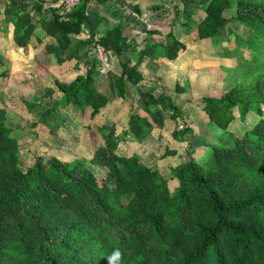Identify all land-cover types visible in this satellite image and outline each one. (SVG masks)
I'll use <instances>...</instances> for the list:
<instances>
[{"label": "trees", "instance_id": "trees-1", "mask_svg": "<svg viewBox=\"0 0 264 264\" xmlns=\"http://www.w3.org/2000/svg\"><path fill=\"white\" fill-rule=\"evenodd\" d=\"M87 1L70 13L51 6L52 18L42 25L57 44L47 45L48 52L66 51L72 59L93 41L90 28L87 40L71 39L82 31L81 24L88 26ZM182 3L187 9L186 0ZM203 8L204 15L192 26L196 37L219 41L224 33L221 56L238 62L233 87L220 97L201 98L208 122L227 137L218 136L203 160L187 150V159L169 169L176 182L170 189L156 166H147L137 154L118 152L121 137L114 123H101L97 129L103 141L89 159L106 171L99 182L79 159L35 155L24 168L6 110L0 109V264H107L105 257L113 248L121 249L122 264H264V0H206ZM226 10H232L230 15ZM4 16L14 25L15 43L25 46L33 32L29 14L11 1ZM143 31L140 44L129 43L121 25L98 38L115 55L140 48L134 65L123 61L120 74L112 76L119 97L124 81L137 84L142 79L137 68L144 56L174 60L185 50L172 30ZM95 64L93 59L73 79H56L59 96L45 87L33 102H25L33 113L39 111L30 125L45 124L53 132L62 126V108L89 110V118H95L109 102L95 85ZM153 91L149 88L142 100L149 117L130 113L123 134L130 132L136 140L147 136L153 127L149 119L158 123L157 109L150 107L160 108L175 123L182 116L170 96ZM44 98L53 101L49 107L42 106ZM234 109L240 120L248 113L257 117L240 137L227 130ZM192 132L183 124L171 135L183 142ZM171 153L166 149L160 157ZM122 197L127 198L121 204Z\"/></svg>", "mask_w": 264, "mask_h": 264}, {"label": "crops", "instance_id": "crops-1", "mask_svg": "<svg viewBox=\"0 0 264 264\" xmlns=\"http://www.w3.org/2000/svg\"><path fill=\"white\" fill-rule=\"evenodd\" d=\"M11 1L14 2L19 9L29 14L31 24L33 25L32 35L28 39L25 46H18L15 43L14 25L11 21H5L4 10ZM44 2L45 3L41 4L38 0H0V102H2V105L5 108H10V106L6 105L8 100L12 99V97L16 99L18 96L21 105L27 108L25 102H31L34 96H41L45 87L53 88L55 93L59 96L60 92L57 90L54 81L56 79L61 81L73 79L76 75L83 73L85 69L91 65L93 58H95L93 54V46L95 43L94 39L91 43H88L82 47L76 57L72 59L66 58V51L57 53L56 55L54 52H48L46 50L47 45L56 46L57 41L43 28L42 20L46 22L50 21L52 18L51 11L53 9L51 8L49 2ZM170 2L171 0H88L85 3V14L88 19L89 27L81 24L82 31L72 35L71 39L87 40L89 36L88 28L92 29L94 32V38H99L108 30L121 25L122 35L127 39V41H129V43H144L143 40L145 33L143 30H145V27L160 30V24L162 22L161 20L166 19V15L172 10L169 9ZM176 6L177 5L174 7L172 6L173 10L175 11V14H180L182 9L180 10V8ZM72 10L67 13L72 12ZM165 24H167V30H172L175 37L185 44V50L178 53V56L174 60H168L165 58L151 60L144 56L137 68V70L142 75V79L140 80L141 82L139 81L140 83H137V85L128 81H124V89L120 90L123 93V97H119L117 95L112 76H117L120 74L121 62L128 60L131 65H134L140 48H131L128 52L122 53L120 55H115L112 52H108L109 55H111L110 57L113 58V62L111 61L112 64L110 69L103 73L100 71V67L98 66V62L96 60L95 67L98 70V76L95 81V85L100 92L109 98V102L105 108L100 111V113L102 111H110L112 113V111H115L117 108H119V113H121L123 116L121 119L123 121L125 120L126 124L128 122V116L130 113H135L141 117H148L149 115L143 109V103L142 107H139V110L134 108V99H139V101L142 102L146 95V91L149 88H153L155 95L164 93L170 96L171 99L174 97L172 99L173 103L181 107L179 108L180 110L185 109V116H188L193 110L188 108L190 107L189 105H192L193 102L197 100H194L195 98L192 97L191 91L186 86L187 84L188 86H194L193 79L197 80V86L205 93H208V87L212 90L219 86V88H221L226 84H229L228 88L232 86L234 80L231 77L229 79H231L232 82L228 83L226 81L227 78L224 79L225 76L223 79L221 77L215 78L214 76H209L213 71V73L217 75L219 72L218 68L222 62H229L230 64L228 68H233V70L237 62L233 57L221 56L222 47L226 44V37L224 33L222 34L219 41H213L211 39H199L198 37L194 36L190 38V42L189 40L186 42L184 39L188 38V36H186L184 32V39L181 36L178 37L176 35L175 29L177 26L175 24L170 22H166ZM183 28H185V26H183ZM190 47L192 48L188 49ZM194 47L196 52L192 54L191 52L193 51ZM58 57L62 59L61 63L57 62ZM208 57L213 59L214 62L208 66H204V59L208 60ZM190 61H193V63L197 61L198 63L195 65H198L197 67L199 69L207 68L208 71L204 72V74H202L199 78L189 77L188 79L187 77H184L183 80L171 78L170 75L174 69L182 68L185 72V69L190 68L188 64ZM193 63L191 62L190 64L193 66V68H195ZM211 66L212 68L209 69ZM18 68H20L19 70L21 71L18 73V75H23L24 77L20 76L21 79H14L17 74H14L13 72L17 71L16 69ZM171 80L173 81L171 82ZM104 82L107 84V86H104ZM139 85L143 87V89L142 91H139L135 97V87ZM32 87L33 89H31ZM8 90L11 91L10 94H7ZM26 90H30L28 92L31 93L29 96H27ZM204 96L205 95L203 94L199 98ZM48 100L51 101L50 104L43 107H49L53 101L49 98H44L40 101L43 105V103ZM175 101H177L178 104L175 103ZM19 102H17V104ZM40 102L35 101L36 104ZM33 108L34 110H38L35 105H33ZM68 109L73 110V108ZM150 110L154 111L152 107H150ZM200 114V119H205L204 117H206V115L202 109L200 110ZM117 115L118 114H115L114 116ZM189 117L192 118L190 115ZM166 119L169 120L172 126L176 125L175 121L171 120L169 117ZM149 121L153 125V130L154 127H156L154 125L155 123H153L151 119H149ZM189 122H191V120H189ZM206 124V127H209L210 129H216L218 132H222V130L218 129L215 125L208 123ZM174 127H172L171 130H173ZM126 130L127 128L124 131ZM166 149L171 151L173 150L174 153H171L170 155L176 156V159L182 157L181 152L178 150L170 147L165 148V150ZM138 156H140V154ZM167 156L169 155H166L163 158L167 159ZM181 159L182 160L180 162L183 161V157ZM180 162L176 161L174 165Z\"/></svg>", "mask_w": 264, "mask_h": 264}, {"label": "rangeland", "instance_id": "rangeland-1", "mask_svg": "<svg viewBox=\"0 0 264 264\" xmlns=\"http://www.w3.org/2000/svg\"><path fill=\"white\" fill-rule=\"evenodd\" d=\"M182 1L183 0H171V2L169 3L170 4L169 9L172 10L170 11L169 14L166 15L167 16L166 19L161 20L162 22L160 24V30L162 34L167 32L168 31L167 24L169 23L167 24L165 23L166 22L173 23L177 26V28L175 29L176 35L178 37L181 36L184 39L185 37L183 35L184 32V34L188 36V38H185L184 40L186 42L189 40L190 42V38L196 36L192 26L195 22H198L200 18H202V16L204 15L203 6L205 5L206 0H197V1L193 0L190 3L188 2V0H186L187 7L185 8L187 9L183 8ZM175 5H177L176 7H179L180 10L182 9V12L180 14L177 13L175 14V11L173 10V7ZM231 11L232 10H226L225 14L228 16L230 15ZM133 19L136 20L135 18ZM183 26H185V28H183ZM145 29H150V28L145 27ZM223 30L225 29L223 28ZM158 37L159 36H157V38ZM191 48L192 47L188 49ZM194 52H196L195 47L191 53L193 54ZM93 54L96 58V51H94V46H93ZM107 54L109 59V66L111 67L112 64L111 61L113 62V58L110 57L111 55H109V53ZM245 57H248L247 53L245 54ZM95 60H97L98 62L97 58ZM191 62L193 63V61H190V63ZM213 62L214 60L208 57V60L204 59V66H208ZM190 63L188 62L190 68L185 69L186 70L185 72L182 68L174 69L170 75L171 78L172 79L177 78L179 80H183L184 77H187L188 79L189 77L199 78L202 74H204V72L208 71L207 68L199 69L197 67L198 65H195L198 63L197 61L193 63L195 68H193V66ZM237 63L238 62H236L233 70V68L231 69L228 68L230 63L224 61L221 63L220 67L218 68L219 72L217 73V75H215L213 71L209 76H214L215 78L221 77L222 79L225 76L224 79L227 78L226 81L228 83L232 82V80L229 78L231 77L233 78V80L237 78L236 75V72L238 73ZM211 68L212 66L209 69ZM19 69L20 68L16 69L17 71L13 72L14 74H17V76L14 77V79H21L20 76L24 77L23 75H18V73L21 72ZM172 81L173 80H171V82ZM193 83L194 86L193 85L188 86V84L186 85L191 91L192 97L195 98L194 100L197 99L196 101L193 102L192 105H189L190 107H188L190 109H193L191 111V114L189 113V115L192 116V118H190L189 115L185 116L186 114L184 112L185 109H183L182 116L179 117V119L175 123L176 125L172 126L169 120L166 119L168 116L165 113H163L160 108L152 107L153 110L157 109L154 114L157 116L158 123L156 122L154 124L156 127H154V129L151 130V132L147 136H145L142 140H136L130 134V132L123 134L124 130L127 128V124L125 120L123 121L121 119L123 118V116L121 113H119L120 111L119 108H117L115 111H112V113L110 111L107 112L102 111L93 119H90L88 116L89 110L84 111L82 113H78L77 110L75 109L73 110L68 108L59 109L58 114L62 122V126L59 125V127L53 132L52 130L48 132V128L45 127L46 126L45 124L43 125L39 124L36 126L30 125L31 122L35 120L34 118H36L37 116L36 114H38L39 111H37V113H33V111L28 109L27 105H26L27 108L23 107L21 105V102H19V96L16 99L12 97V99L8 100L6 105L10 106V108L3 107L2 102H0V109L6 110L8 116L7 123L9 124L12 130L11 134L15 136V138L19 142L20 163L23 165L24 168L33 164L35 155H42L44 157L55 155L60 160H64L67 162H72L73 160L79 159L85 162V165L88 168H90L91 171H93L97 180L101 182L102 178H104L105 176V172H106L105 169L92 165L89 162V159L94 149L103 141L100 133L98 132L97 126H99L101 123L103 124L114 123L115 130L117 134H119L121 137L118 143V152L128 156L135 153L138 155L140 154L141 160L147 166H152V165L156 166L158 170L163 175L166 176L168 180L169 188L173 189L176 185V182L169 177L170 175L169 169L176 163V161L180 162L182 160L181 159L182 157H183V161L187 159V155H186L187 150H191L192 157L195 158L196 160H203L207 156L210 146H212L213 144L214 145L217 144L218 136L220 140L225 139L227 137V134L224 133L222 135L221 131H219L220 132L219 133L216 129H212V128L210 129L209 127H206L207 126L206 123L210 124L206 117H204L205 119L203 120L200 119L201 117L200 110L202 106V101L201 98L199 97L202 96L203 94L205 96L220 97L227 90L229 84L223 85L221 87L222 89L219 88L220 86L212 90L211 88L208 87V93H205L201 91L197 86L198 83L196 79H193ZM104 84H105L104 86H107L105 82ZM233 85L234 83L232 84L231 87H233ZM135 88H136L135 89V97H136L139 91H142L143 87L139 85L136 86ZM31 89H33V87ZM29 91L26 90L27 96L31 94L28 93ZM10 92L11 91L8 90L7 94H10ZM134 100H135L134 108H137L139 110V107H142V102H140L139 99L136 100V98ZM17 102L19 103L17 104ZM50 102H51L50 100L45 101L42 106L49 105ZM175 103H177V101H175ZM176 106L178 108H181L178 105ZM115 114L118 115L114 116ZM234 116L235 117L232 120V122L229 124L227 130L231 132L233 135L239 137L242 136L243 131L251 128L252 125L257 120V117L252 113H248L243 120H240L236 109H234ZM189 120H191V122H189ZM183 124L188 125L193 132L191 134H186L185 135L186 140L180 143V141L178 142L172 137L171 129L174 126H175L174 128H178V127L180 128L183 126ZM167 147L178 150L179 152H181L182 157H180L179 159H176V156L173 155L167 156V159L160 157L161 154L164 153L163 151L165 150V148ZM126 198L122 197L120 203L121 204L124 203L126 201Z\"/></svg>", "mask_w": 264, "mask_h": 264}, {"label": "built area", "instance_id": "built-area-1", "mask_svg": "<svg viewBox=\"0 0 264 264\" xmlns=\"http://www.w3.org/2000/svg\"><path fill=\"white\" fill-rule=\"evenodd\" d=\"M82 1L83 0H58L57 2L52 3L51 6L53 8H58L59 10H61V12L67 13ZM94 41V51H96V58L98 59L100 71H108L110 68L107 54L108 52H106L104 48L98 43L97 37L94 38Z\"/></svg>", "mask_w": 264, "mask_h": 264}, {"label": "clouds", "instance_id": "clouds-1", "mask_svg": "<svg viewBox=\"0 0 264 264\" xmlns=\"http://www.w3.org/2000/svg\"><path fill=\"white\" fill-rule=\"evenodd\" d=\"M107 264H122V251L120 248H113L105 257Z\"/></svg>", "mask_w": 264, "mask_h": 264}, {"label": "water", "instance_id": "water-1", "mask_svg": "<svg viewBox=\"0 0 264 264\" xmlns=\"http://www.w3.org/2000/svg\"><path fill=\"white\" fill-rule=\"evenodd\" d=\"M44 1L50 2V1H52V0H44Z\"/></svg>", "mask_w": 264, "mask_h": 264}]
</instances>
